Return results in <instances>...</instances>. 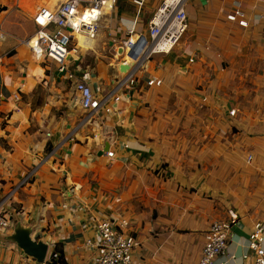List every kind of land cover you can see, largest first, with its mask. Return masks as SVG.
I'll use <instances>...</instances> for the list:
<instances>
[{
    "label": "crops",
    "instance_id": "crops-1",
    "mask_svg": "<svg viewBox=\"0 0 264 264\" xmlns=\"http://www.w3.org/2000/svg\"><path fill=\"white\" fill-rule=\"evenodd\" d=\"M65 1L0 0V214L9 221L0 264L36 262L13 240L19 229L48 245L46 258L93 264L88 241L105 219L128 222L135 264H197L212 223L232 216L214 264H255L250 235L264 226V0H190L180 44L137 61L119 50L130 31L146 34L163 0L105 7L108 24L95 38L74 34L71 71L101 98L118 88L121 101L85 124L75 81L66 78L79 107L67 108L65 77L32 51L36 33L26 43L19 28L31 34L40 9ZM106 49L118 65L96 58L82 67L83 55ZM129 76L135 89H119Z\"/></svg>",
    "mask_w": 264,
    "mask_h": 264
},
{
    "label": "built area",
    "instance_id": "built-area-1",
    "mask_svg": "<svg viewBox=\"0 0 264 264\" xmlns=\"http://www.w3.org/2000/svg\"><path fill=\"white\" fill-rule=\"evenodd\" d=\"M190 0H163L160 7L155 11L147 24V34L135 35V31H130V38L123 42V54L129 57L133 47L139 53L137 60H143L154 55L168 54L176 48L189 29V16L187 5ZM117 0H66L54 9L42 8L34 17L37 26L36 46L29 45L34 54L45 61L56 65L59 73L69 80H74L71 71L72 42L74 34L78 32L86 34L87 38H95L100 28L102 12L105 7H115ZM143 0H134V4L142 7ZM87 12H91L86 18ZM98 14H95V13ZM241 13L230 16L234 21ZM88 19V20H87ZM90 19V20H89ZM246 26L244 22H241ZM130 58V57H129ZM133 60V59H132ZM136 60V61H137ZM191 62H194L191 60ZM157 80L148 82V86L157 84ZM75 93L82 110L87 114L81 124L90 122L92 118H98L100 111L106 114H113L112 104L121 101L117 90L101 98L94 91V88L84 80L75 81ZM136 80L129 76L119 89L128 88L134 90ZM231 116L235 111L230 112ZM100 133L94 137L97 138ZM70 139V138H69ZM71 140V139H70ZM106 156L115 158L112 151H108ZM251 160V158H249ZM2 204H0L1 208ZM231 220L215 221L212 223L202 250L201 258L197 264H214L215 260L225 254L228 247V240L232 224ZM9 221L0 214V228H8ZM128 222L116 224L112 220H101L97 224L96 241H88V246L94 250L93 264H135L134 251L137 245L136 238L128 231ZM249 249L255 258V264H264V226L256 224L254 231L250 235ZM247 258V256H245ZM34 264H61L53 257L46 258L43 262Z\"/></svg>",
    "mask_w": 264,
    "mask_h": 264
},
{
    "label": "rangeland",
    "instance_id": "rangeland-1",
    "mask_svg": "<svg viewBox=\"0 0 264 264\" xmlns=\"http://www.w3.org/2000/svg\"><path fill=\"white\" fill-rule=\"evenodd\" d=\"M110 12V11H109ZM105 24H108V22H107V20L106 19H103L102 21H101V25H100V28H101V26H104ZM19 28L22 30V32H24L25 33V41L24 42H26V43H28L27 41H29V39H30V37L32 36L33 37V35L36 33V30H37V28L35 27V25H33L32 26V32H31V34L30 33H28V29H27V27L25 26V25H20L19 26ZM80 33V32H79ZM82 36H83V34L82 33H80ZM146 34H147V32H146ZM31 37V38H32ZM76 43H74V45H75ZM83 46V45H82ZM73 48V47H72ZM80 49V48H79ZM93 49H94V46H93ZM93 51V50H92ZM90 52V53H86L85 55H83L82 56V54L83 53H79V55H81L82 56V58L80 59V62H81V65H82V67H84V65L86 66V65H91L92 67H95L96 65H97V63H99V62H103V63H105V65H107V66H109L110 64H115L116 63V65H118L119 63H120V60L119 61H117V59H116V57H115V52L113 51V52H108V50L106 49L105 51H102V53H103V55L105 56V57H96L95 55L93 56L92 54H94V52ZM107 52V53H106ZM113 53H114V55H113ZM96 58H99V62L97 61V59ZM121 61H123L122 59H121ZM51 62H49V61H46V63L45 64H42L43 66H46L47 64H50ZM51 64H53V63H51ZM51 70L52 71H54V70H56L57 69V67H56V65L55 64H53V66H51ZM115 70V69H114ZM113 70V68H110V72H113L114 71ZM58 84H62L63 85V91H64V94H65V98H66V100H67V102H69V104H67L68 106H67V108H69V107H72V108H78L79 107V105L77 104V101L75 100V94H74V90H73V86H72V82L71 81H69V80H67L66 79V77L65 78H63V79H61V81H60V83H58ZM58 84H56V85H58ZM49 90H45V95H50L51 93H50V91L48 92ZM42 92V91H41ZM43 93V92H42ZM65 109H66V107H64ZM79 111V110H78ZM165 111H167L168 113L169 112H171L172 111V106H170L169 108H167ZM201 115H203L202 113H200ZM191 115V117H193L192 116V114H190ZM180 125V124H179ZM179 125H177V126H179Z\"/></svg>",
    "mask_w": 264,
    "mask_h": 264
},
{
    "label": "water",
    "instance_id": "water-1",
    "mask_svg": "<svg viewBox=\"0 0 264 264\" xmlns=\"http://www.w3.org/2000/svg\"><path fill=\"white\" fill-rule=\"evenodd\" d=\"M136 47H133L132 51L129 54V57L133 60H137L139 53L135 50ZM123 48L119 50V53H123ZM131 69V66L128 64H123L120 66V71L122 73H127ZM13 240L16 241L19 247L28 255L36 260V262H43L46 259L48 252V245L43 242L35 241L31 238L30 232L27 230L19 229L16 231Z\"/></svg>",
    "mask_w": 264,
    "mask_h": 264
},
{
    "label": "bare ground",
    "instance_id": "bare-ground-1",
    "mask_svg": "<svg viewBox=\"0 0 264 264\" xmlns=\"http://www.w3.org/2000/svg\"><path fill=\"white\" fill-rule=\"evenodd\" d=\"M97 13V12H96ZM98 14V13H97ZM86 16H87V14H86ZM90 17V16H89ZM88 18V17H87ZM90 20V19H89ZM89 39V38H88ZM87 43H89V42H87ZM36 44H37V37L36 36H34L33 37V39H32V45L33 46H36Z\"/></svg>",
    "mask_w": 264,
    "mask_h": 264
},
{
    "label": "trees",
    "instance_id": "trees-1",
    "mask_svg": "<svg viewBox=\"0 0 264 264\" xmlns=\"http://www.w3.org/2000/svg\"><path fill=\"white\" fill-rule=\"evenodd\" d=\"M60 254V253H59ZM58 254H57V252L54 254V256H53V259L55 260V256H57ZM61 257H62V255L60 254V259H61ZM56 262H60L61 264H64V261H63V259H61V261L59 260V258L56 260Z\"/></svg>",
    "mask_w": 264,
    "mask_h": 264
}]
</instances>
